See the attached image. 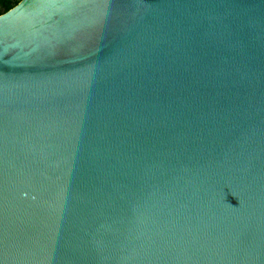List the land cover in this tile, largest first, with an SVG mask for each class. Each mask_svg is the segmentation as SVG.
I'll return each mask as SVG.
<instances>
[{
	"label": "water",
	"instance_id": "1",
	"mask_svg": "<svg viewBox=\"0 0 264 264\" xmlns=\"http://www.w3.org/2000/svg\"><path fill=\"white\" fill-rule=\"evenodd\" d=\"M0 264H264V0L1 14Z\"/></svg>",
	"mask_w": 264,
	"mask_h": 264
},
{
	"label": "trees",
	"instance_id": "2",
	"mask_svg": "<svg viewBox=\"0 0 264 264\" xmlns=\"http://www.w3.org/2000/svg\"><path fill=\"white\" fill-rule=\"evenodd\" d=\"M19 1L20 0H0V15L12 9Z\"/></svg>",
	"mask_w": 264,
	"mask_h": 264
},
{
	"label": "rangeland",
	"instance_id": "3",
	"mask_svg": "<svg viewBox=\"0 0 264 264\" xmlns=\"http://www.w3.org/2000/svg\"><path fill=\"white\" fill-rule=\"evenodd\" d=\"M15 1H18V0H15Z\"/></svg>",
	"mask_w": 264,
	"mask_h": 264
}]
</instances>
